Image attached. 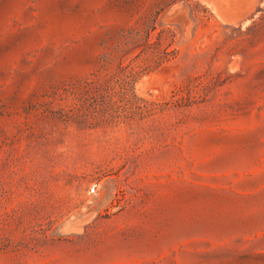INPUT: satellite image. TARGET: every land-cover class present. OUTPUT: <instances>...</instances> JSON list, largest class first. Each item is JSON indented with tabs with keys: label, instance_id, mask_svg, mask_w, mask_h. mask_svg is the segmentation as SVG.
Listing matches in <instances>:
<instances>
[{
	"label": "rangeland",
	"instance_id": "obj_1",
	"mask_svg": "<svg viewBox=\"0 0 264 264\" xmlns=\"http://www.w3.org/2000/svg\"><path fill=\"white\" fill-rule=\"evenodd\" d=\"M0 264H264V0H0Z\"/></svg>",
	"mask_w": 264,
	"mask_h": 264
}]
</instances>
